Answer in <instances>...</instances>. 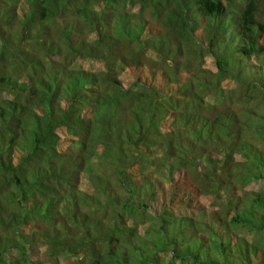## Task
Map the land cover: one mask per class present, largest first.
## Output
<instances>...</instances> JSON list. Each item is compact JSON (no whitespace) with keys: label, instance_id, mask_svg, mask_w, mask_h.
I'll return each mask as SVG.
<instances>
[{"label":"trees","instance_id":"16d2710c","mask_svg":"<svg viewBox=\"0 0 264 264\" xmlns=\"http://www.w3.org/2000/svg\"><path fill=\"white\" fill-rule=\"evenodd\" d=\"M150 49L171 91L119 79ZM0 88V264H264V0H0ZM182 173L222 210H175Z\"/></svg>","mask_w":264,"mask_h":264},{"label":"rangeland","instance_id":"374dc122","mask_svg":"<svg viewBox=\"0 0 264 264\" xmlns=\"http://www.w3.org/2000/svg\"><path fill=\"white\" fill-rule=\"evenodd\" d=\"M25 5L23 4V2H20L18 5V10L21 11L22 9L24 10ZM129 11L130 12H135L136 11V7L132 6V5H128ZM140 15H138L137 17H139ZM136 17V18H137ZM145 19V23L148 24V21H152L151 18V14L149 10H145V14L143 16H141ZM19 23L18 21H16V23L12 26L11 28V32L12 34L15 36H20L19 39H16V43L17 45L19 44H28L27 42V38L23 35L20 34V29H19ZM175 26V22H170V21H162V23L160 24V28L163 29V31H172L174 29ZM147 35V34H146ZM89 37L93 38L92 35H90ZM31 44V42L29 43ZM39 46V45H38ZM37 46V48H38ZM28 51H35L36 49H34L33 47H27L26 48ZM150 56V58H149ZM154 57V53L153 50H149L147 56H143L142 60H143V71H135L133 70L131 67H125L124 69L120 70L119 73V79L123 82V86L126 88L128 87L130 84H133L134 81H136L137 79H144L147 83H150L151 86L155 87V88H166L171 86L170 84L167 83V80L164 79L163 76L160 75V69H161V65L156 64L154 61L155 59H151ZM102 63H99L98 61H90V60H84L79 62L77 65H81L83 67L89 68V69H97L101 66ZM7 65V69L10 67H15V65L11 64V62H6ZM203 67L204 68H208V69H213L214 68V61L213 59L210 58H206L205 62L203 63ZM150 71V73L147 75V71ZM159 71L158 75H152V73L154 71ZM28 72H31L29 70V68L27 67H22L20 68V70L17 72L16 76H25L27 75ZM143 72L146 73V75H143ZM238 85H235V83L233 81H229V80H224L220 83V89L219 91H222L223 96L226 95V93L229 91V88L233 91V93H237L236 92V88ZM172 91H176L178 90L177 86H173L172 85ZM219 87H212V86H208V87H204L202 90V94H208L207 98H205V100L209 103L213 102V98L216 97L218 95V88ZM169 91H171V87H169V89H167ZM167 90H165L167 92ZM189 92H193V89L189 86V88L186 89ZM231 91V92H232ZM0 94L2 95H8V96H12L10 93H8L7 91H3L0 88ZM206 96V95H205ZM204 96V97H205ZM224 98L220 99L218 102H223ZM218 121L220 123H225V119L224 118H218ZM258 147H260V144L258 143ZM237 159H241V157H239L238 155H236ZM139 162H135L133 163V167H132V172L134 174H138V169H139ZM162 187L160 188L158 186V190L161 192H165L166 194L169 192L170 197L172 195H174V193H177V197L173 199V204H175L173 207H175L176 209L181 210V213H184L186 215L191 214H195L197 212L198 209H201L202 207H204V209L207 212H210L212 210H222V206L216 202V205H213L212 203H209V198H207L209 195L203 196L201 197L198 192H197V188L196 185L194 183L191 182L190 179H188L186 177V175L184 173L177 175L176 177V181H175V187L171 184V183H161ZM247 186V185H246ZM80 187L82 190L88 191V192H92V187L90 186L89 182L87 181V178H83L81 180L80 183ZM249 188H254V189H260L262 187H264V184L261 182H250V184H248ZM177 189V191H175ZM176 196V194H175ZM211 197V196H210ZM212 198H214V196H212ZM215 200V198H214ZM208 202V203H207ZM206 203V204H205ZM205 204V206H204ZM212 204V205H211ZM174 210V211H175ZM229 216V215H228ZM145 224H140L138 225V234L140 236L143 235V228L145 227ZM242 228H238L237 231L240 232ZM253 234V233H252ZM264 234H253V235H248V239L249 240V244L250 242H253L260 245L261 247H258V249L256 250V253L254 254V256L257 257H264V238H263ZM256 238H262L263 241H259V239ZM197 243L194 241V244ZM45 247V246H42ZM44 248H40V252L43 250ZM202 251V250H200ZM169 252H164L162 254H159V256H161L162 258H169ZM45 258V262L44 264H72L73 263H77L79 264L82 261V256L81 255H70L68 254L67 256L59 253H49L45 252L44 255ZM240 262V261H238ZM237 262V263H238ZM235 263V264H237ZM175 264H178V262H176ZM187 264V263H186ZM232 264H234L232 262Z\"/></svg>","mask_w":264,"mask_h":264}]
</instances>
